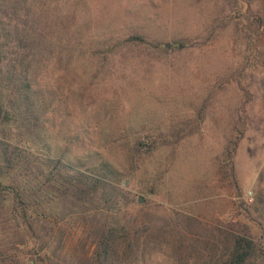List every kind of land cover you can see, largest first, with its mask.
Returning <instances> with one entry per match:
<instances>
[{
  "label": "rangeland",
  "instance_id": "1",
  "mask_svg": "<svg viewBox=\"0 0 264 264\" xmlns=\"http://www.w3.org/2000/svg\"><path fill=\"white\" fill-rule=\"evenodd\" d=\"M44 2L53 58L37 84L52 91L51 145L66 162L109 163L137 217L147 208L212 226L252 202L264 171V0ZM136 36L144 43L109 47ZM239 130L230 170L222 151ZM90 251L84 238L65 245L68 264Z\"/></svg>",
  "mask_w": 264,
  "mask_h": 264
},
{
  "label": "trees",
  "instance_id": "2",
  "mask_svg": "<svg viewBox=\"0 0 264 264\" xmlns=\"http://www.w3.org/2000/svg\"><path fill=\"white\" fill-rule=\"evenodd\" d=\"M44 1L0 0V264L26 256L34 264H68L65 245L76 237L91 245L82 264H264V171L252 202L210 226L180 212L143 208L137 217L109 163L79 169L55 150L46 115L52 91L37 84L53 58ZM250 22L263 25L256 15ZM143 43L127 37L109 47ZM242 135L223 147L230 170ZM190 222L195 232L187 231Z\"/></svg>",
  "mask_w": 264,
  "mask_h": 264
}]
</instances>
